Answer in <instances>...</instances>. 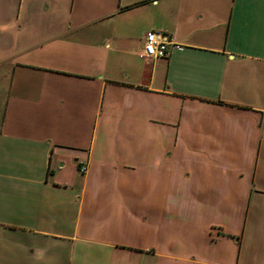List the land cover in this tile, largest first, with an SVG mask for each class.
Returning a JSON list of instances; mask_svg holds the SVG:
<instances>
[{"label":"crops","instance_id":"0c3cea01","mask_svg":"<svg viewBox=\"0 0 264 264\" xmlns=\"http://www.w3.org/2000/svg\"><path fill=\"white\" fill-rule=\"evenodd\" d=\"M0 264H264V0H0Z\"/></svg>","mask_w":264,"mask_h":264},{"label":"built area","instance_id":"2783aa9c","mask_svg":"<svg viewBox=\"0 0 264 264\" xmlns=\"http://www.w3.org/2000/svg\"><path fill=\"white\" fill-rule=\"evenodd\" d=\"M171 52V44L157 37V33L150 31L144 40V57H152L155 59L168 58ZM87 165L80 163L79 172L84 174L87 172Z\"/></svg>","mask_w":264,"mask_h":264}]
</instances>
